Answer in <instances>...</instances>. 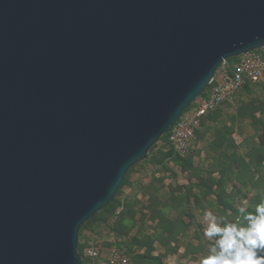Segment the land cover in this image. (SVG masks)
<instances>
[{
	"label": "water",
	"instance_id": "95a60500",
	"mask_svg": "<svg viewBox=\"0 0 264 264\" xmlns=\"http://www.w3.org/2000/svg\"><path fill=\"white\" fill-rule=\"evenodd\" d=\"M261 49L264 0H0V264H81L126 171Z\"/></svg>",
	"mask_w": 264,
	"mask_h": 264
},
{
	"label": "rangeland",
	"instance_id": "374dc122",
	"mask_svg": "<svg viewBox=\"0 0 264 264\" xmlns=\"http://www.w3.org/2000/svg\"><path fill=\"white\" fill-rule=\"evenodd\" d=\"M123 181L111 211H97L79 229L81 264H102L113 250L131 264H199L212 244L203 234L206 211L232 220L245 202L253 211L264 201V79L207 116L186 155L159 139Z\"/></svg>",
	"mask_w": 264,
	"mask_h": 264
},
{
	"label": "built area",
	"instance_id": "2783aa9c",
	"mask_svg": "<svg viewBox=\"0 0 264 264\" xmlns=\"http://www.w3.org/2000/svg\"><path fill=\"white\" fill-rule=\"evenodd\" d=\"M263 50L248 51L234 60H225L209 80L205 95L197 98L194 107L183 113L166 133V145L178 156L186 155L201 121L231 95L245 86L260 84L264 79ZM224 64V67L222 68ZM91 258L97 251L89 250ZM102 264H131L124 251H110Z\"/></svg>",
	"mask_w": 264,
	"mask_h": 264
},
{
	"label": "clouds",
	"instance_id": "9594fccd",
	"mask_svg": "<svg viewBox=\"0 0 264 264\" xmlns=\"http://www.w3.org/2000/svg\"><path fill=\"white\" fill-rule=\"evenodd\" d=\"M203 221L212 244L199 264H264V201L253 211L245 202L232 220L206 211Z\"/></svg>",
	"mask_w": 264,
	"mask_h": 264
},
{
	"label": "trees",
	"instance_id": "16d2710c",
	"mask_svg": "<svg viewBox=\"0 0 264 264\" xmlns=\"http://www.w3.org/2000/svg\"><path fill=\"white\" fill-rule=\"evenodd\" d=\"M263 53V56H264V51L262 52ZM230 60H234V58H231V59H227V61H230ZM221 67V65L218 67V68H220ZM245 87H247V86H245ZM207 90V88L204 90V92L202 93V96H204L205 95V91ZM189 108V107H188ZM187 108V109H188ZM186 109V110H187ZM186 110H184V111H186ZM183 111V112H184ZM160 141L162 142V144H164V145H166V134H164L162 137H160ZM171 150V149H170ZM172 151V150H171ZM128 171V170H127ZM127 171H126V173H127ZM125 173V174H126ZM124 183V181L122 180V182H121V184H120V186L122 185ZM111 208H113V203H111V204H106L105 206H103L99 211L100 212H102V213H108V212H110L111 211ZM94 217L92 216L90 219H93ZM89 219V220H90ZM86 222V221H85ZM84 222V223H85ZM84 223L82 224V225H84ZM81 225V226H82ZM81 228V227H80ZM79 231V230H78ZM128 256V255H127Z\"/></svg>",
	"mask_w": 264,
	"mask_h": 264
},
{
	"label": "crops",
	"instance_id": "0c3cea01",
	"mask_svg": "<svg viewBox=\"0 0 264 264\" xmlns=\"http://www.w3.org/2000/svg\"><path fill=\"white\" fill-rule=\"evenodd\" d=\"M244 88H245V87H244ZM231 96H232V95H231ZM231 96H230V97H231ZM230 97H229V98H230ZM229 98H228V99H229ZM228 99H227V100H228ZM225 101H226V100H225ZM225 101H224V102H225ZM224 102H223V103H224ZM219 106H220V105H219ZM216 109H217V108H216ZM216 109H215V110H216ZM215 110H214V111H215ZM214 111H213V112H214ZM213 112H211L209 115L213 114ZM209 115H208V116H209ZM204 119H205V118H204ZM204 119H203V120H204ZM203 120H202V121H203ZM202 121H201V122H202ZM200 125H201V124H200ZM198 129H199V128H198ZM195 133H196V132H195ZM194 135H195V134H194ZM109 252H110V251H109ZM109 252H108V254H109ZM108 254H107L106 256H104V258H102L103 261L106 259V257L108 256ZM99 257H100V254H99ZM103 261H102V263H103Z\"/></svg>",
	"mask_w": 264,
	"mask_h": 264
}]
</instances>
